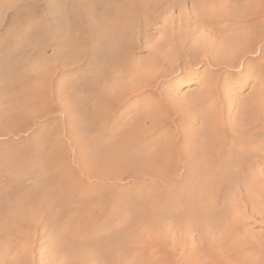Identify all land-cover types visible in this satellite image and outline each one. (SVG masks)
I'll use <instances>...</instances> for the list:
<instances>
[{"label": "rangeland", "instance_id": "rangeland-1", "mask_svg": "<svg viewBox=\"0 0 264 264\" xmlns=\"http://www.w3.org/2000/svg\"><path fill=\"white\" fill-rule=\"evenodd\" d=\"M50 1H55L54 10L35 8L42 0H0V213H8L12 206L8 213L12 214L20 202L31 208L37 206L35 198L39 196L53 203L27 212H35V219L8 220L9 228L0 229V250H7L4 264H110L114 258L115 264H264V172L255 177L257 185H251L250 176L238 174L233 188L229 183L231 172H214V179L208 180L210 172H183L181 168L165 176L158 172L87 171L92 162L80 158L83 144L71 134L75 126L71 117L78 116L86 104L84 91L90 85V79L85 77L87 62L93 56L104 57V53L94 50L96 54H89L84 31L68 19L80 18L68 7L70 2L62 7L61 1ZM148 32L150 45L162 38L151 28ZM145 55L143 49H137L130 57L136 61ZM205 69L186 70L193 73L191 78L183 74L168 78L166 83H179L171 90L180 96L195 93L212 73H204ZM96 79L100 80V75ZM252 87V83L243 85L232 79L225 92L237 103L248 96ZM131 102L113 105L114 111L104 124L108 132L105 141L135 117L137 111L133 106L129 108ZM160 134V130L156 131L148 140H157ZM81 137L85 143V137ZM62 170L73 173L75 179L71 178L70 188L60 192L54 186L56 173ZM2 176L6 177L4 183ZM198 176L199 181H191ZM192 192L198 199L193 210L197 213H190L189 206L186 209L173 203L164 207L161 217L138 220L131 207L122 205L126 199L136 201L143 194L153 201L160 196V201L166 202ZM114 199L117 214L109 226L93 232L91 225L106 221L110 215L107 208ZM79 205L95 212L83 217ZM180 212L193 217L201 214L206 220L201 222L191 215V221L186 220ZM112 232L120 238L118 243L112 244ZM94 239L104 242L88 250L84 241Z\"/></svg>", "mask_w": 264, "mask_h": 264}, {"label": "bare ground", "instance_id": "bare-ground-1", "mask_svg": "<svg viewBox=\"0 0 264 264\" xmlns=\"http://www.w3.org/2000/svg\"><path fill=\"white\" fill-rule=\"evenodd\" d=\"M42 1L34 7L48 9L55 5V1ZM57 2L62 7L70 2L68 7L80 16L79 21L78 16L68 19L72 20L77 29L84 31L89 54H93L91 51L94 50L104 53V57L93 56L94 60L90 58L87 62L85 77L90 79V85L84 91L86 104L81 107L78 116L73 114L71 117L74 122L72 124L77 126H72L71 134L79 144H83L80 158L82 161L90 159L92 162L87 168L88 172L97 174L104 170L106 173L153 175L158 172L165 176L166 172H176L181 168L183 172H207V175L210 172L208 180L214 179V172H231L230 186L239 179L238 174L244 173L243 175L251 177V185L258 184L255 177L264 172V0ZM149 28L162 34V38L151 45ZM85 49L87 51V47ZM137 49H143L146 55L135 61L130 54ZM202 66L206 68L204 73H212L203 80L204 83L197 92H185L181 96L172 92L171 89L177 88L179 83L168 85L169 79L183 74H187L186 79H189L193 73L186 70L196 67L200 69ZM99 75L100 80L96 79ZM232 79L239 80L243 85H253L248 96L236 101L237 103L225 92ZM163 86L170 87V90L162 89ZM8 93L10 95L12 92ZM132 98L136 99L132 101ZM120 101L123 105L132 101L129 108L133 106L137 113L126 121L122 129L113 132L112 139L105 141L108 132L104 124L114 111L113 105ZM159 130L161 134L157 140H148ZM81 135L85 137V143ZM56 176L57 184L54 187L60 192L70 188L71 178L75 179L73 173L64 170L57 172ZM5 178L1 182L4 183ZM199 179L200 176L191 181L197 182ZM239 184L241 183L238 186ZM203 188L204 186L201 189ZM55 195L60 198L57 193ZM39 197L35 198L37 206L32 207L33 209L27 207V203L20 202L18 208L8 214L12 206L8 208V213L4 210L7 206L2 207L6 214L0 213V229L9 228L6 224L8 220L19 218L22 222H28L35 219V212H27L41 210L43 206L50 207L53 204L45 198L40 200ZM155 199L157 201L143 194L136 201L126 199L122 205L131 207L138 220H154L163 215L164 207L173 203L182 204L186 209L189 206L190 213L194 212L198 203L194 192L177 195L166 202H161L160 196ZM115 202V199L110 200L107 208L110 215L106 221L91 225L93 232L110 225V219L117 214L118 206ZM90 203L91 200L87 206ZM79 206L83 217L95 212L88 207L85 210V206ZM184 213L180 212V217L190 220L191 214ZM194 219L201 222L206 220L201 214H197ZM112 236V244L118 243L117 239L120 238L113 232ZM84 242L88 243V250H93L96 243L102 244L104 240ZM86 252L85 255L90 254ZM6 254L7 250H0L1 264L6 263ZM89 258L92 257L89 255ZM115 263L114 258V263L110 264ZM9 264H15V261Z\"/></svg>", "mask_w": 264, "mask_h": 264}]
</instances>
